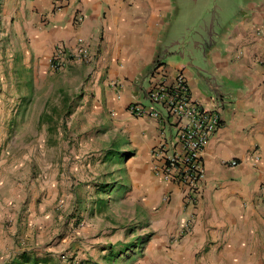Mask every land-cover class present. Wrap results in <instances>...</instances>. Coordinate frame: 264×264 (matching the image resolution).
<instances>
[{
	"label": "crops",
	"instance_id": "1",
	"mask_svg": "<svg viewBox=\"0 0 264 264\" xmlns=\"http://www.w3.org/2000/svg\"><path fill=\"white\" fill-rule=\"evenodd\" d=\"M76 45L89 49V60L49 67L57 46ZM263 57L264 0H71L60 11L50 0H0V149L10 133L50 131L53 121L44 120L57 111L95 115L123 136L124 152L112 142L120 176L146 215L133 264H264V211L256 205L264 193ZM158 62L182 72L206 107H222L195 205L153 174L156 121L126 111L145 102ZM232 159L238 164H224ZM8 201L0 185V227Z\"/></svg>",
	"mask_w": 264,
	"mask_h": 264
},
{
	"label": "rangeland",
	"instance_id": "2",
	"mask_svg": "<svg viewBox=\"0 0 264 264\" xmlns=\"http://www.w3.org/2000/svg\"><path fill=\"white\" fill-rule=\"evenodd\" d=\"M56 113L50 131L10 133L0 149L10 211L0 227V264L23 251L49 264H133L146 215L120 176L123 136L95 115ZM112 142L121 143L115 157Z\"/></svg>",
	"mask_w": 264,
	"mask_h": 264
},
{
	"label": "built area",
	"instance_id": "3",
	"mask_svg": "<svg viewBox=\"0 0 264 264\" xmlns=\"http://www.w3.org/2000/svg\"><path fill=\"white\" fill-rule=\"evenodd\" d=\"M52 10L68 7L71 0H50ZM75 23L83 20L81 13L74 15ZM89 49L84 45L73 48L57 46L48 58L55 71L63 70L71 61H87ZM260 63L264 67V57ZM154 78L144 91L145 102L130 103L126 111L132 118L148 117L156 121L162 140L151 150L153 174L164 183L178 186L185 202L195 205L201 198L206 180L203 154L212 136L222 123V107H206L194 98L185 75L178 71L167 72L161 62L150 70ZM254 160H258L254 156ZM224 164L235 166V159ZM169 199V195L163 198ZM256 205L264 211V193L256 198ZM189 228L184 225V232Z\"/></svg>",
	"mask_w": 264,
	"mask_h": 264
},
{
	"label": "trees",
	"instance_id": "4",
	"mask_svg": "<svg viewBox=\"0 0 264 264\" xmlns=\"http://www.w3.org/2000/svg\"><path fill=\"white\" fill-rule=\"evenodd\" d=\"M46 121L51 122L52 119H46ZM118 151L112 149L111 152H109V156L110 157H115L117 156ZM103 203H99V205H101ZM50 258H48V256L46 257H42L39 258L37 256H33L30 257L29 253L27 251H23L19 256L15 257L14 259H12L10 262L6 263V264H49V260Z\"/></svg>",
	"mask_w": 264,
	"mask_h": 264
}]
</instances>
